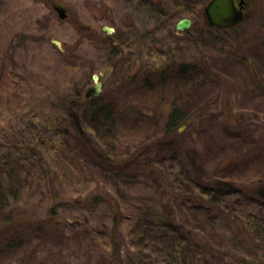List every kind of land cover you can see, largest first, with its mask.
I'll list each match as a JSON object with an SVG mask.
<instances>
[{"label":"rangeland","instance_id":"obj_1","mask_svg":"<svg viewBox=\"0 0 264 264\" xmlns=\"http://www.w3.org/2000/svg\"><path fill=\"white\" fill-rule=\"evenodd\" d=\"M209 1L0 0V156L12 153L0 179L14 174L6 183L19 190L0 199V264H167L172 239L180 256L190 247L211 262L177 264L264 260V206L248 187L208 183L264 181V0L227 29L206 24ZM184 17L193 23L178 30ZM187 62L197 71L180 73ZM111 65L94 96L112 107L106 117L85 94ZM69 100H80L82 131ZM177 107V146L158 145ZM101 153L140 160L118 170Z\"/></svg>","mask_w":264,"mask_h":264},{"label":"trees","instance_id":"obj_2","mask_svg":"<svg viewBox=\"0 0 264 264\" xmlns=\"http://www.w3.org/2000/svg\"><path fill=\"white\" fill-rule=\"evenodd\" d=\"M117 54L119 52H121L118 48L116 50H114ZM193 64H191L190 62H187V63H182L180 65V68H179V72L180 73H184L186 70L188 71V67L191 68L189 70H191L192 72L193 71H197L196 67L194 66ZM193 67V68H192ZM195 68V69H194ZM77 101H80V100H76V102L74 100H69L68 101V111L71 115V117L73 118L74 120V123L75 125H77V127L82 131V125L80 123V116L78 114V112L75 110L74 108V105L75 103H77ZM75 102V103H74ZM91 102H92V111L94 114H103L104 116H108L109 113L112 111V107L109 106V105H104V104H100V103H97L96 102V98L95 97H92L91 98ZM180 107H177V108H174L172 109V111L170 112L169 116H168V119H167V124H166V133H165V136L162 137L158 142L157 144L158 145H161L163 147H168V146H177L176 144V140L173 139L172 137V134L178 129V125L182 122L185 121L186 117L184 116V114L181 112V110L179 109ZM14 150L12 151L13 153L14 152H18L22 149L20 148H17L16 146H14ZM100 153V152H98ZM1 154V153H0ZM10 155H12V153L10 152L9 153ZM9 154H5V155H2L0 156L2 158V161L3 160H8L10 159V155ZM101 156L104 157V159L109 162V164L115 168V169H118V170H123V169H126L128 167H130L131 165H133L134 163H136L137 161H139L140 159L137 158V157H132V158H129L127 160H124V161H121V160H115L109 156H105L103 153H101ZM150 160V159H149ZM149 160H143L141 161L144 169H147L149 167V163L148 161ZM191 165H192V172L194 174H196L201 180H204L202 179V176L199 174V165L197 164L198 161H196V159L193 157L191 158ZM7 174V173H6ZM9 179L10 178H14V174L10 173L7 175ZM7 179H0V199L2 200L3 204H6V203H10V200L12 198H16L19 194V190H18V187L15 185V184H8L6 183V180ZM203 182V181H202ZM205 183V182H204ZM208 183H211V184H214L215 187L219 188L218 190H221V193H222V190L223 191H228L230 193H236V192H245V188L248 187L249 188V191L248 193L251 192L252 194V197H256L255 199H257L259 201V203L264 206V181L260 180L258 182H253L250 184V187L249 186H244L242 185L241 182H238V181H208ZM205 191V190H203ZM253 217L255 218V215H253ZM12 216H9L7 221L9 222V224L14 225L13 223H17L19 222L20 220H12L11 219ZM257 219V217H256ZM24 220V219H21V221ZM254 222L255 219H252ZM260 220V219H258ZM26 221V220H25ZM252 222H250L252 224ZM256 223V224H255ZM254 223V226L256 227V225L260 228L261 225H263V221H255ZM190 234V232L187 233V235ZM187 235H182V239L180 240V243L181 245L185 243L186 240H188L190 237H188ZM181 236V235H180ZM185 236V238H184ZM240 243H242V247H246V248H249L251 247L253 244H251L250 246V243H249V240L247 239V236L244 234V236H240ZM192 238V237H191ZM194 239V238H192ZM247 239V240H246ZM191 240V239H190ZM189 240V241H190ZM172 242V245H170V248H166V252L164 253L165 254V259H166V263L167 264H177L175 263L176 260H178L179 258H183L184 259H192L193 257H204L206 261L210 262L209 259L207 258L206 254H198L197 253L195 255H193V250L188 247L186 249V252L182 253V255L180 256L179 255V252L178 249L179 248H176L175 247V241L172 239L171 240ZM119 253V252H118ZM244 256L248 259H252V261H256L257 263L259 264H264V260H260L258 259L257 256L255 255H252V254H248L246 251L243 252ZM202 255V256H201ZM118 256V255H117ZM120 256V254H119ZM117 257V259L119 260L120 257ZM211 263V262H210Z\"/></svg>","mask_w":264,"mask_h":264},{"label":"water","instance_id":"obj_3","mask_svg":"<svg viewBox=\"0 0 264 264\" xmlns=\"http://www.w3.org/2000/svg\"><path fill=\"white\" fill-rule=\"evenodd\" d=\"M247 0H210L204 7L205 22L208 26H216L219 28H230L238 25L248 18L246 11ZM53 8L58 12L60 18L68 17L70 6L62 2H54ZM193 21L190 17L180 19L176 28L179 30H188ZM107 31H112L108 25L103 27ZM52 41L62 48L61 40L52 37ZM253 66V64H251ZM103 74V72L101 73ZM99 73H94L93 77L96 83L87 87L86 97L97 96L103 91V82L100 81Z\"/></svg>","mask_w":264,"mask_h":264},{"label":"flooded vegetation","instance_id":"obj_4","mask_svg":"<svg viewBox=\"0 0 264 264\" xmlns=\"http://www.w3.org/2000/svg\"><path fill=\"white\" fill-rule=\"evenodd\" d=\"M237 2L239 1V0H236ZM248 9V0H247V7H246V10ZM113 69V66L111 65L110 67H109V70H108V72H106V73H103L102 74V77L104 78L106 75H107V73H109L111 70ZM96 81L94 80V83H95ZM103 85H104V83H103Z\"/></svg>","mask_w":264,"mask_h":264}]
</instances>
